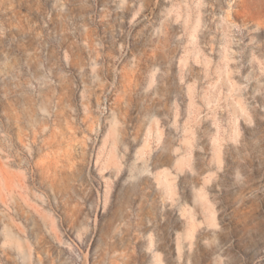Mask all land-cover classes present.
<instances>
[{"label":"rangeland","instance_id":"obj_1","mask_svg":"<svg viewBox=\"0 0 264 264\" xmlns=\"http://www.w3.org/2000/svg\"><path fill=\"white\" fill-rule=\"evenodd\" d=\"M0 264H264V0H0Z\"/></svg>","mask_w":264,"mask_h":264}]
</instances>
